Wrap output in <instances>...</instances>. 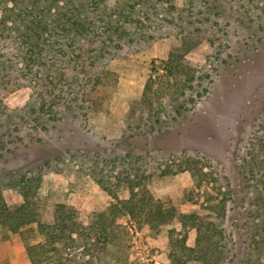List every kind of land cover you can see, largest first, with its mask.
<instances>
[{"label": "rangeland", "instance_id": "obj_1", "mask_svg": "<svg viewBox=\"0 0 264 264\" xmlns=\"http://www.w3.org/2000/svg\"><path fill=\"white\" fill-rule=\"evenodd\" d=\"M209 2L100 0L101 9L92 14L110 20L111 26L122 21L130 33L99 61L97 74L73 69L82 76V109L57 103L61 118L46 130L20 124L25 145L15 153L7 152L0 166V176L8 173L6 182L10 184L4 187V197L9 205L24 201L17 183L20 175L37 172L42 166L37 183L39 220L54 224L57 207L66 204L75 208L79 221L91 223L113 200L101 179L110 180L105 184L121 199L131 196L130 180H140L156 198L170 201L180 212H195L207 222L215 220L219 229H225V237L218 233L224 238L223 244L234 230L230 239L231 243L236 239L234 256L227 264H249L250 256L254 264H262L263 255L256 250L252 236L262 223L257 197L264 175V150L256 146V159L248 158L251 162L246 175L242 174L241 156L251 149L248 145L264 117V0H214L212 4L217 7L213 11L219 15L204 23L187 15H196ZM104 24L101 20L100 26ZM87 37L86 48L100 46L99 41ZM227 44L230 47L219 55ZM181 45L189 49L187 60L199 69L193 89L207 86L208 90L173 119L167 112L175 113L183 101L173 103L172 85L176 82L163 76L166 70L162 61ZM229 52L231 57L220 69L219 62ZM157 66L161 73L155 70ZM67 70L73 77L71 69ZM18 80L16 88L1 96L0 122L15 118L32 98L41 100V90L47 88L32 73ZM71 90L58 92L66 95ZM61 95L59 98L64 99ZM158 114L160 122L156 121ZM141 155L147 160L143 168L133 163ZM189 156L196 159L195 171L183 170L184 158ZM156 161L163 162L161 169L155 168ZM166 161L175 172H163ZM45 163L50 165L45 167ZM11 174L18 177L13 179ZM130 174L134 179L126 177ZM141 219L130 214L116 216L117 231L123 232L127 244L126 264H179L171 251L180 245L181 222L154 228ZM30 226L37 228V223ZM3 235L0 227V264H33L26 244L44 241L38 229L26 236L10 232L3 239ZM81 236H76L80 248L70 252L79 257L65 263L85 264L87 258L99 256L97 264H119L108 261L105 252H97L93 241L89 243ZM196 238L197 231L191 228L186 245L194 246ZM84 246L89 255L80 258ZM65 254L63 250L61 255ZM187 264L202 262L190 260Z\"/></svg>", "mask_w": 264, "mask_h": 264}, {"label": "trees", "instance_id": "obj_2", "mask_svg": "<svg viewBox=\"0 0 264 264\" xmlns=\"http://www.w3.org/2000/svg\"><path fill=\"white\" fill-rule=\"evenodd\" d=\"M212 2L214 0H210L206 7L203 6L202 10L196 12V15H193L194 13L187 15L195 16L196 22L211 21L212 15H219L214 13L213 10L217 6ZM99 9H101L100 0L0 1V104L3 93L16 88L17 84L14 83H17L21 76L32 73L40 81V85L47 87L45 90H41V100L36 101L35 97V99L32 98L20 109L17 116L13 117L14 119L9 117L8 121L0 122V166H3L2 161L7 152L15 153L22 145H25L24 135L19 134L22 130L21 123H29L31 128L46 130L51 123L61 118L57 115L60 112L56 108L57 103L67 107L74 106L76 110L85 106V102L81 98L84 92L79 84L82 76L73 73V69H77L80 73L97 74L99 61L130 33L125 29L122 21L111 26L110 20L101 17V15L96 17L98 14H95L96 16L92 14L98 12ZM241 14L245 19V13L241 11ZM180 17L183 18L182 15ZM101 20L105 23L103 27L100 26ZM92 26H94L93 30ZM196 31L201 32V30ZM87 36L91 37V40L99 41L100 46L86 48L84 44ZM225 42L228 43L229 40L226 39ZM228 47L230 44L223 46L218 51L219 55L223 54ZM188 51L189 49L183 48V45L175 47L169 57L162 61V66L166 70L163 76L168 78L169 82L174 79L176 82L172 85L175 86L176 97L172 99L173 103L180 99L183 101L180 102L175 113L167 112L173 119L177 117V114H182L183 109L187 110L188 103H195L197 98L201 99L208 90L207 86L200 90L193 89L195 88L194 82L200 76L197 74L199 69L192 66L186 58ZM228 57H231L230 52L219 62L220 69L225 65ZM159 67L157 66L155 70L157 71ZM67 68L71 69L70 73L73 77L67 75ZM158 73H161L159 69ZM207 75L211 77V74ZM70 88L73 90L66 95H61L58 92V90L69 91ZM59 95L64 99L59 98ZM160 119L158 114L156 121L160 122ZM257 145L264 150V117L248 145L251 149L241 156L244 161L241 163L243 175H246L244 171L251 162L249 159H256L254 149ZM184 159L186 168L183 169L180 165V169L192 171L197 169L195 158L189 156ZM8 161L4 160L5 163ZM144 161L147 160L144 155H141V159H136L133 163L140 164L138 166L143 168ZM162 163L156 161L155 168L161 169ZM164 163H166L165 169H163L164 173L175 172L168 161ZM49 165V163L44 164L45 167ZM262 166L264 167L263 164ZM3 170L6 171V167ZM42 170L43 167L40 166L37 172L32 171L20 175V182L17 183L22 189L24 201L16 205H9L4 197V187L10 184L6 182L8 173L0 176V227L4 232L3 239H7L10 232H20L26 236V233L37 229L44 235V241L37 244L31 242L26 244L33 264L48 260L51 264L56 262L57 264H69L65 262L77 259L79 255L70 252L80 248L76 237L79 234H82L81 237L89 243L93 241L92 244L95 245L97 252H105L108 261L126 264L129 255L126 252L127 244L123 240L125 235L121 230L117 231L119 228L116 224L117 214H130L132 217L142 218L141 220L147 221L154 228L170 222H181L183 230L180 233L183 236L180 239V245L177 248H172L171 251L172 259L179 264H187L190 260L200 261L202 264H227V260L234 256L232 254L236 239L234 238L231 243L234 230L229 234L231 241L227 239L223 244L221 240L224 238L219 234L224 236L226 232L224 228H218V223L215 220L208 222L205 220V222L203 219L200 220L195 212H180L170 201L165 202V200L156 198L140 180L137 182L130 180L132 183L131 196L129 199H121L116 190H111L110 186L105 184V181L110 180L101 179L103 187L111 192L113 200L106 211L97 215L95 222L79 221L73 206L61 204L57 207L56 222L45 224L39 220L41 200L37 196L39 188L37 183L41 180ZM199 171L202 172L203 169ZM195 173L193 172V174ZM11 175L13 179L18 177L15 174ZM126 177L134 179L131 174ZM260 179L261 188L257 202L262 211V223L252 237L256 250L260 251L264 259V175ZM34 223H37V228L30 226ZM191 228L196 229L197 238L194 246H187L188 232ZM84 247L80 258L89 255L86 246ZM63 250L66 251L65 255H61ZM98 259H100L99 256L89 257L84 263L97 264ZM81 262L82 260H80ZM247 263L254 264L251 256ZM261 263L264 264V260H261Z\"/></svg>", "mask_w": 264, "mask_h": 264}]
</instances>
